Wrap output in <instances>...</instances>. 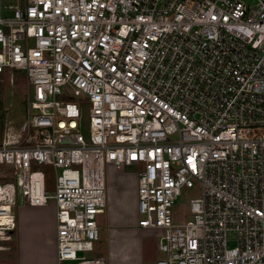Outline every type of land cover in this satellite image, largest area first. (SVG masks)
I'll list each match as a JSON object with an SVG mask.
<instances>
[{"label": "built area", "instance_id": "obj_1", "mask_svg": "<svg viewBox=\"0 0 264 264\" xmlns=\"http://www.w3.org/2000/svg\"><path fill=\"white\" fill-rule=\"evenodd\" d=\"M7 69L27 89L25 119L0 132L13 168L0 252L20 190L30 205L54 200L57 264H102L84 253L99 240L105 167L141 165L137 224L161 231L154 264H264V0H0V82ZM195 183L189 219L174 222Z\"/></svg>", "mask_w": 264, "mask_h": 264}, {"label": "rangeland", "instance_id": "obj_2", "mask_svg": "<svg viewBox=\"0 0 264 264\" xmlns=\"http://www.w3.org/2000/svg\"><path fill=\"white\" fill-rule=\"evenodd\" d=\"M2 81L0 82V132L6 127L17 129L22 121L25 119L26 110V79L24 73L21 71L6 70L1 74ZM79 128L84 136L88 134V104L84 103L80 110ZM40 168L45 174V189L48 194H53L55 191V170L50 165H41ZM141 165L124 166L121 170L116 169L112 164H107L105 167V177L107 184V197H117V190L120 192V200L122 204V216L127 221L134 220L136 215L133 211L134 207V193L137 189V172ZM13 168L10 165L0 164V180L11 178ZM109 189L110 193H109ZM201 195L200 185L195 183L191 188H182L180 195L175 200L171 207L172 219L174 222H182L189 219L188 202L189 199L199 197ZM108 201V199H107ZM24 199L17 191L15 216L17 210L24 205ZM108 204V203H107ZM54 200L48 199L47 203L39 207L40 212L26 210L20 212L22 219H28L30 216H36L35 219L41 218L43 222L50 223L52 221V214H54ZM106 208L104 212L96 216L98 227L100 229L99 240L96 242L97 249L101 250L104 247L105 239L107 238V215ZM21 210V209H20ZM17 217V216H16ZM17 219V218H16ZM23 222V223H24ZM17 227V226H16ZM17 228L15 229V232ZM15 237V236H14ZM13 239L8 242V250L0 252V260H4L6 264H15L13 257L16 251L13 248ZM95 250V251H96ZM93 255L92 252L84 253V256L89 258ZM161 254L158 253V257Z\"/></svg>", "mask_w": 264, "mask_h": 264}, {"label": "crops", "instance_id": "obj_3", "mask_svg": "<svg viewBox=\"0 0 264 264\" xmlns=\"http://www.w3.org/2000/svg\"><path fill=\"white\" fill-rule=\"evenodd\" d=\"M116 193L117 197L111 198L110 195L107 197V238L104 247L96 250L98 244H95L94 249L90 251L93 255L86 259L99 260L102 264H154L162 257L157 246L161 231L138 226L135 193L133 211L136 217L130 221L123 218L120 192L117 190ZM41 206L43 205L24 203L21 210H17V217L15 216L17 231H14L12 245L16 250L13 257L15 264H57L55 212L49 224L43 222L41 218L35 219L36 216H30L24 222L20 216V212L26 210L40 212ZM158 253L161 254L160 257ZM1 262L6 264L4 260Z\"/></svg>", "mask_w": 264, "mask_h": 264}]
</instances>
